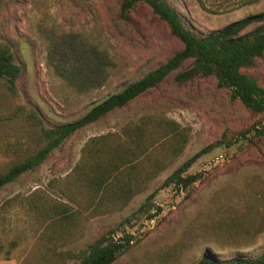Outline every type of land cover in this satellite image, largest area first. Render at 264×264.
<instances>
[{"label":"rangeland","instance_id":"rangeland-1","mask_svg":"<svg viewBox=\"0 0 264 264\" xmlns=\"http://www.w3.org/2000/svg\"><path fill=\"white\" fill-rule=\"evenodd\" d=\"M167 1L201 32L241 20L243 13L264 10V0L248 5L242 4L244 0ZM120 2L0 0V42L11 45L22 66L15 93H10L0 79V171L15 158L45 144L27 114L29 110L39 114L47 127L76 120L91 105L155 69L182 48L167 24L145 3H137L123 20L118 16ZM238 5V10L229 11ZM253 26H246L243 32ZM81 45L95 46L111 61L100 87L80 91L57 72L61 55ZM186 67L185 62L181 68ZM243 71L264 87V54ZM173 75L124 107L75 131L35 170L0 189V264H76L63 252L86 247L153 191V201L159 207L153 210L156 217L127 228L134 235V243L111 264H195L206 249L224 259L252 257L264 248V232L249 243L233 229L201 226L204 220H221L244 208L255 212L258 200L252 195L240 197L239 189L244 177L264 181V136L240 150L236 145L216 147L199 156L188 172L202 171L203 177L187 193L176 191L172 185L161 186L179 164L215 142L223 132L234 135L259 116L231 98L228 89L217 86L214 75L182 83L174 81ZM144 115L178 123L188 137L184 151L127 205L99 215L78 214L74 225L52 229V220L43 211L53 199H59L58 189L87 139L118 131ZM259 203L264 204V195Z\"/></svg>","mask_w":264,"mask_h":264},{"label":"trees","instance_id":"trees-1","mask_svg":"<svg viewBox=\"0 0 264 264\" xmlns=\"http://www.w3.org/2000/svg\"><path fill=\"white\" fill-rule=\"evenodd\" d=\"M257 1L244 0L242 4ZM139 2L145 3L167 24L170 32L182 43V48L155 69L125 83L121 89L91 105L76 120L47 127L39 114L29 110L27 114L35 122L45 144L32 153L15 158L0 171V189L16 181L20 175L35 170L75 131L124 107L157 86L170 73L179 83L214 75L217 86L228 89L231 98L259 116L234 135L223 132L215 142L179 164L165 178L162 187L172 185L176 191L187 193L203 177L202 171L188 172L199 156L216 147L231 148L236 145L240 150L253 139L264 136V87L243 71L252 67L264 54V10L255 14L243 13L241 20L201 32L167 0H121L118 16L126 20ZM250 24H254L253 28L243 32ZM185 62L187 67L181 68ZM110 64L105 52L95 46L81 45L61 55L57 72L66 83L84 91L102 86L105 67ZM21 71L22 66L13 48L1 41L0 79L4 80L10 93H15ZM187 141V134L175 121L147 115L125 123L118 131L88 138L78 161L58 189L59 199H53L48 209L43 211L52 220V229H66L74 225L78 214L99 215L127 205L184 151ZM241 181L240 197L252 195L258 200L255 212L244 208L228 217L222 216L221 220H204L201 226L203 229H233L243 242L251 243L259 233L264 232V204L259 203L264 195V181L256 176L244 177ZM154 196L155 191L149 193L116 226L105 230L84 248L64 251V256L76 264H111L134 243V235L127 228L134 227L141 220L150 222L156 217L153 210H159V207L153 201ZM232 216L234 219L230 220ZM195 264H264V248L252 257L236 255L224 259L214 257L206 249Z\"/></svg>","mask_w":264,"mask_h":264}]
</instances>
